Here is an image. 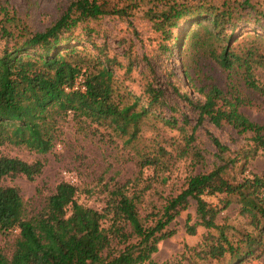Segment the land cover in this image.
Wrapping results in <instances>:
<instances>
[{"label": "trees", "instance_id": "trees-1", "mask_svg": "<svg viewBox=\"0 0 264 264\" xmlns=\"http://www.w3.org/2000/svg\"><path fill=\"white\" fill-rule=\"evenodd\" d=\"M0 12L5 20H15L1 3ZM107 12L99 0H74L43 32L29 33L18 26L14 30L1 28V34L9 42L0 52V147L9 145L40 155L49 153L59 142L61 123L68 112L77 119L89 120L117 135L127 136L129 141L137 138L144 120L153 118L183 131L186 143L194 141L193 133L204 120L216 127L226 124L238 134L250 133L252 143L226 163L191 176L185 189L167 202L162 217L149 228H144L138 217L137 197L128 196L122 187L110 192L107 207L100 212L79 204L76 187L60 182L43 207L27 216L19 190L0 186V235L17 232L11 256L8 258L0 251V264H156L151 255L157 252V244L173 234L164 230L181 212L188 210L190 201L195 202L196 221L190 224L191 217L187 215L185 232L193 236L198 226L215 232L203 240L204 249L202 255H196L198 259L228 258L226 264L261 259L264 172L262 175L249 172L240 179L229 175L240 161L241 173L246 171L259 150L264 155V126L251 122L241 112L249 103L244 89L264 97V85L256 78V72L264 70V35L257 31L253 35L237 34L232 6L172 2L166 11L154 16V27L164 40L171 37L179 40L172 30H179L188 21L209 22L211 29H204L206 38L197 37L194 44L205 48L209 58L227 74V93L212 86L205 93L200 91L203 102H190L198 120L192 134L187 135L186 119L180 125L174 116L163 114L162 89L148 83L143 95L136 96L119 85L113 75V59L93 41L96 52L80 54L77 47L93 33L89 21ZM190 37L194 38L186 34L184 40ZM79 78L83 80L84 91L72 90ZM209 136L223 160L229 149L213 135ZM42 169L40 161L27 163L0 156V180L23 175L32 181ZM206 197L216 198L218 205L210 204ZM234 201L237 214L247 220L245 229L238 230L227 223L226 216L220 217ZM105 220H109L107 227ZM122 226H129L138 241L111 254L112 239L125 235Z\"/></svg>", "mask_w": 264, "mask_h": 264}, {"label": "rangeland", "instance_id": "rangeland-1", "mask_svg": "<svg viewBox=\"0 0 264 264\" xmlns=\"http://www.w3.org/2000/svg\"><path fill=\"white\" fill-rule=\"evenodd\" d=\"M72 1L1 0V6L8 10L9 16L14 15L16 21L5 20L0 12V52L9 42L1 34L2 27L14 30L18 26L26 28L29 33L43 32L60 18ZM172 2L192 6L200 2L217 7L232 6L237 20V34L253 35L257 31L264 35V0H99L108 12L89 21L92 36L84 39L77 49L80 54L92 55L96 52L92 41L105 48L108 57L114 61V79L136 96L143 95L148 83L162 89L165 99L163 114L166 117L174 116L180 125L186 119V134L190 135L198 120L197 111L190 102H203L200 91L205 93L212 86L227 93L228 78L226 72L204 52L205 48L194 44L197 37H201V40L206 38L204 29H211L209 22L198 24V21H188L179 30L173 29V35L179 37L177 41L173 37L164 40L161 32L155 29L154 16L166 11ZM186 34L194 38L184 40ZM83 48L87 49L86 52ZM256 78L264 85V70H258ZM244 94L249 103L241 108V112L251 122L264 126V97L248 89H244ZM60 131L59 142L45 155L23 147H0V156L27 163H43L41 174L34 180L29 181L23 175L9 176L0 180V186L19 190L27 216L43 207L46 198L60 182L76 187V201L79 204L100 212L107 207L110 192L122 187L128 196L137 197L138 217L144 228L156 224L162 217L164 206L185 189L191 176L209 172L226 163L252 143L250 133L238 134L226 124L216 127L208 120L196 128L194 141L188 143L183 131L153 118L142 122L137 138L132 141L105 126L77 119L70 112L61 123ZM210 134L229 149L223 160L218 157ZM241 164L242 161L230 172L229 177L240 179L249 172L262 175L264 155L259 150L257 158L249 162L243 173ZM205 199L212 205H218L216 198ZM237 209L234 201L220 217L226 216L229 225L242 230L247 228V220L237 214ZM187 215L191 217L190 224L195 223L194 201H190L188 210L181 212L164 230L172 231L173 234L157 244V252L151 255L154 263L226 264L228 258H197L198 253L202 255L203 240L215 232L198 226L195 235H188L184 228ZM108 225L109 220H105L104 226ZM122 231L124 237L111 241V254H117L138 241L129 226H122ZM16 236V231L0 235V251L8 258L14 250ZM246 264H264V255Z\"/></svg>", "mask_w": 264, "mask_h": 264}, {"label": "built area", "instance_id": "built-area-1", "mask_svg": "<svg viewBox=\"0 0 264 264\" xmlns=\"http://www.w3.org/2000/svg\"><path fill=\"white\" fill-rule=\"evenodd\" d=\"M68 91V89H65ZM72 90H77V91H84L85 87L83 86V80L81 78L77 79L75 84L72 87Z\"/></svg>", "mask_w": 264, "mask_h": 264}]
</instances>
